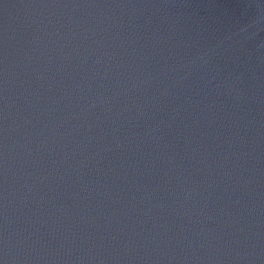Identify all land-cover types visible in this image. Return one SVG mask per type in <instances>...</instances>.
<instances>
[{"label": "water", "instance_id": "95a60500", "mask_svg": "<svg viewBox=\"0 0 264 264\" xmlns=\"http://www.w3.org/2000/svg\"><path fill=\"white\" fill-rule=\"evenodd\" d=\"M0 264H264V0H0Z\"/></svg>", "mask_w": 264, "mask_h": 264}]
</instances>
